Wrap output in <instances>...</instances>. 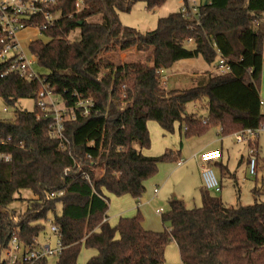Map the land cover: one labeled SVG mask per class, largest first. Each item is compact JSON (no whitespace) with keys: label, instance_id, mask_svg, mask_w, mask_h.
I'll list each match as a JSON object with an SVG mask.
<instances>
[{"label":"trees","instance_id":"obj_1","mask_svg":"<svg viewBox=\"0 0 264 264\" xmlns=\"http://www.w3.org/2000/svg\"><path fill=\"white\" fill-rule=\"evenodd\" d=\"M77 1L58 0L61 16L43 32L49 40L30 42L45 69L40 78L6 73L8 64L0 62V97L16 109L13 119H0V136L11 137L0 150L12 153L10 162H0L1 242L17 237L34 246L52 216L63 245L56 264H79L83 246L95 251L87 264H165L172 241L182 264H264V200L229 205L203 186L201 206L188 208L182 199H170L161 213L165 229L156 231L144 227L140 212L112 225L105 219L109 203L104 199L109 201L108 194L140 199L161 163L179 161L180 151L172 149L159 156L143 153L151 146L149 120L167 133L179 123L186 138L217 126L223 136L230 135L264 122L259 88L264 0H208L199 6L198 16L190 10L173 12L146 33L123 25L119 11L130 10L137 1L153 10L167 0H83L79 10ZM96 15H101L99 21L89 20ZM77 28L80 39H68ZM133 47L146 53L144 60L115 64L107 55ZM199 57L216 70L198 76L189 88L162 85V70ZM221 58L229 66L224 72L217 69ZM43 84L68 106L79 97L94 102L89 115L76 109L66 122L68 150L51 137L50 114L38 104L31 111L17 107L23 98L37 101ZM192 103L196 110L189 109ZM24 188L36 198L26 213L8 212ZM59 191L64 194L51 196Z\"/></svg>","mask_w":264,"mask_h":264},{"label":"rangeland","instance_id":"obj_2","mask_svg":"<svg viewBox=\"0 0 264 264\" xmlns=\"http://www.w3.org/2000/svg\"><path fill=\"white\" fill-rule=\"evenodd\" d=\"M183 0H167L163 5L149 10L147 4L144 1H137L130 10L119 11L120 20L123 25L134 27L143 33L156 29L158 20L160 17H164L173 12H178L182 9ZM101 15H96L89 19L90 21H99ZM42 39L48 41L49 38L40 33L37 28L28 27L20 32L18 40L23 47L25 56L32 61H35L33 67L39 73H45V69L42 68L38 62L37 57L30 50V42L33 40ZM68 39L74 41L80 39V29L77 28L68 34ZM188 47L192 44L188 43ZM125 60H121V52H115L107 54L110 59L119 64L125 61H138L144 60L146 53L137 50L135 47L130 49ZM190 61H199L203 66L207 67L209 71L214 72L216 70L214 65L207 64L202 57L183 59L171 68L165 69V72H161V83L167 89H185L196 84L197 80L190 75H181L175 72L181 67L190 63ZM201 71L203 67L201 66ZM168 75L169 77H167ZM262 77V76H261ZM52 98L59 108L65 106V102L58 94H54ZM48 102L50 100L47 99ZM37 101L33 98H23L17 104V107L34 110ZM189 109L194 110V104L189 105ZM200 113H205L204 110L199 109ZM15 107H12L0 97V119H13L15 116ZM218 127V126H217ZM211 128L206 134L215 130ZM148 128L151 136V146L143 149V153L149 156H159L166 152L168 149L173 151H181L178 157L179 161L183 163L179 164V161L164 162L159 166L158 173L152 178L146 181V191L140 199H135L130 194L117 196L109 194L110 199V213H108L110 219L109 222L112 225H116L121 217H130L128 212H133L136 215L140 212L143 216V225L153 226L157 231L165 229L161 219V213L166 211L169 207L170 199L177 197L184 201L188 208H194L201 206L200 195V179L203 181L202 174L199 173L198 165L202 164L199 157L190 158L189 156L196 151L195 147H191L188 138L184 136V126L180 127V124H175V130L172 133H167L163 130L160 124L155 120L148 121ZM204 134V135H206ZM202 135V136H204ZM197 136V137H202ZM258 172L256 175L249 173L248 164H246V158L249 161V148L246 143H237L232 134L225 135V141L223 144V158L222 164L227 167L228 172L226 175H221V168L219 165H211L215 175L217 176L220 184L221 191L210 190L211 194L222 198V200L229 205H249L256 200H264V131L260 133L258 137ZM243 159V160H242ZM217 161H220L219 159ZM98 169V173L101 172ZM204 186V181H203ZM158 189V193H155V189ZM261 191L260 194H256L254 190ZM36 198L34 192L29 188H24L15 194V199L6 207V210L16 215H22L26 213L29 201ZM141 200V201H139ZM162 209L159 213L157 210ZM61 209L58 208L60 213ZM132 215V216H134ZM53 217L50 216L49 220L45 222L46 228L38 236V243L45 244L46 242H55V236L50 232V220ZM148 220V221H147ZM94 255L93 249H88L83 246L78 263L87 264L88 260ZM58 256H50L44 262V264H56ZM165 264H182L178 247L173 241L168 244L165 251Z\"/></svg>","mask_w":264,"mask_h":264},{"label":"built area","instance_id":"obj_3","mask_svg":"<svg viewBox=\"0 0 264 264\" xmlns=\"http://www.w3.org/2000/svg\"><path fill=\"white\" fill-rule=\"evenodd\" d=\"M206 2L208 0H183L181 10L184 12L190 10L198 16L199 6ZM57 4L58 0H0V62L8 64L6 73H16L29 80L41 77V73L37 72L33 67L35 61L29 60L25 56L23 47L18 40V35L28 27L37 28L41 34H43L45 29L53 27L61 16L60 10L57 9ZM76 7L78 10L81 9L83 0H78ZM217 69L222 72L229 69L224 58L218 61ZM54 94L48 84H43L38 94L37 104L46 116L49 114L51 116L49 124L51 137L59 141L60 148L68 150L71 142L65 133L66 122L75 117L76 109L84 116L89 115L94 107V102L91 98L79 97L74 106L65 104L64 107L59 108L54 101L58 98H52ZM260 104L264 113V99L262 97ZM38 118H40V114ZM263 131L264 122L258 127L245 128L232 134L237 143H246L248 145V168L251 175H256L258 172V148L252 143L258 141V137ZM10 141L11 137L0 136V146H6ZM69 153L71 154V151ZM221 156L222 151L220 149L204 151L198 156L202 163L204 186L208 190L221 191V184L211 167V163L220 159ZM11 160L12 153L0 150V162H10ZM181 163L183 161H179V164ZM75 165L76 160L74 159ZM83 175L91 182L88 173L84 172ZM155 193H158L157 188ZM63 194L64 191H59L51 193V196H61ZM104 199L109 203L106 198ZM157 211L161 213L162 209ZM50 223V232L55 236L54 244L46 242L41 245L38 243V238L35 240L34 246L25 245L17 237L12 238L7 244H3L0 240V264H36L50 256L59 257L63 250L61 235L58 226L52 223L51 220Z\"/></svg>","mask_w":264,"mask_h":264},{"label":"crops","instance_id":"obj_4","mask_svg":"<svg viewBox=\"0 0 264 264\" xmlns=\"http://www.w3.org/2000/svg\"><path fill=\"white\" fill-rule=\"evenodd\" d=\"M129 52H131V51L127 50V51L121 52V60H125L127 58L128 54H130ZM201 64L202 63L199 62V61H190V63H188L185 66L181 67L175 73H177V74L179 73L181 75H190L191 77H194V80H197L198 76L202 75V73H203V72H199V71H201L200 70L201 66L203 67L202 71H204L205 73H207V71H209V69H207V67H205V66H203ZM162 72L164 73L165 70H163ZM166 76L169 77L168 75H166ZM259 88H260L261 97L264 99V65H263L262 77H261L260 87ZM194 108H195L194 110H196L198 108L197 104H194ZM180 127H181V125H180ZM187 141L189 142L191 147H195L196 148V151L194 152V150H193V153L189 156L190 158L192 156L194 158H196V157L199 156L200 153H202L204 151L213 150V149H220L222 151V156L219 159L220 161L216 160V161L212 162L211 165H215V164L219 165L220 168H221V175L222 176H224V172H225V175L227 174L228 169H227L226 166H224L222 164V158H223V150H222V148H223V144H224V141H225V136H223L221 134V128L220 127L215 128V130L209 132L208 134H206V135H204L202 137H197V136L190 137V138L187 139ZM180 153H181V151H180ZM144 154L148 155L146 153H144ZM246 164H248V157L246 158ZM198 170H199V173L202 174V164L198 165ZM202 187H203V181L200 179V188H202ZM139 201H141V200H139ZM109 210H110V199H109V209L107 211V219H108V221L110 219L108 213L111 212ZM126 213L129 216L134 215L133 212H130V211L128 212V210H127ZM147 229L156 230V229H160V228H155V227L150 225V226H147ZM173 242L176 243L175 241H173ZM176 245H177V243H176ZM177 247H178V245H177ZM178 250H179V248H178ZM94 253H95V251H94Z\"/></svg>","mask_w":264,"mask_h":264}]
</instances>
